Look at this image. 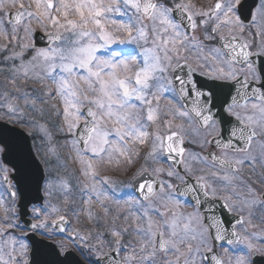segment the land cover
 <instances>
[{
    "label": "snow or ice",
    "instance_id": "6c2138e0",
    "mask_svg": "<svg viewBox=\"0 0 264 264\" xmlns=\"http://www.w3.org/2000/svg\"><path fill=\"white\" fill-rule=\"evenodd\" d=\"M0 264H264V0H0Z\"/></svg>",
    "mask_w": 264,
    "mask_h": 264
},
{
    "label": "water",
    "instance_id": "95a60500",
    "mask_svg": "<svg viewBox=\"0 0 264 264\" xmlns=\"http://www.w3.org/2000/svg\"><path fill=\"white\" fill-rule=\"evenodd\" d=\"M22 132V131H21ZM23 133V132H22ZM38 239V238H37Z\"/></svg>",
    "mask_w": 264,
    "mask_h": 264
}]
</instances>
